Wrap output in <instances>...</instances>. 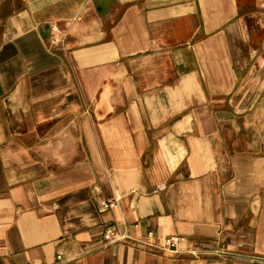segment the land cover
Masks as SVG:
<instances>
[{"label":"crops","instance_id":"obj_1","mask_svg":"<svg viewBox=\"0 0 264 264\" xmlns=\"http://www.w3.org/2000/svg\"><path fill=\"white\" fill-rule=\"evenodd\" d=\"M0 264H264V0H0Z\"/></svg>","mask_w":264,"mask_h":264},{"label":"built area","instance_id":"obj_2","mask_svg":"<svg viewBox=\"0 0 264 264\" xmlns=\"http://www.w3.org/2000/svg\"><path fill=\"white\" fill-rule=\"evenodd\" d=\"M52 35H53L52 36L53 42H56L57 41L56 28L54 26L52 27ZM116 202L117 201L115 199L107 200L102 204V207L104 209L113 207L116 205ZM126 237H127V235L125 234V231H119L113 225L107 226L106 229L104 230V233H103V238H104L105 242H107V243L114 242V241H121ZM140 242L142 244H145V245H152L153 244V236L151 234H149V235H147L146 238L141 239ZM176 242H177V237L171 236V237H168V238L163 240V245H164V247H169V246L175 245ZM56 259L58 261H64L65 260V258L62 256L61 253L57 254Z\"/></svg>","mask_w":264,"mask_h":264}]
</instances>
